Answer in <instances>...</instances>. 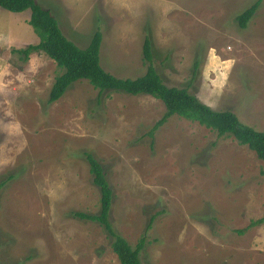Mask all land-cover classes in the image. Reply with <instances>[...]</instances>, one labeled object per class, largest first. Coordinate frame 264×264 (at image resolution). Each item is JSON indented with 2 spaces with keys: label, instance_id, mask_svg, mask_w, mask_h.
I'll use <instances>...</instances> for the list:
<instances>
[{
  "label": "rangeland",
  "instance_id": "rangeland-1",
  "mask_svg": "<svg viewBox=\"0 0 264 264\" xmlns=\"http://www.w3.org/2000/svg\"><path fill=\"white\" fill-rule=\"evenodd\" d=\"M63 34L86 48L101 31L102 68L120 79L153 63L169 87L188 88L215 111L264 132V0H35ZM31 12L0 8V262L120 264L98 223L100 189L86 154L113 191V230L142 264H264V164L247 146L176 115L150 96L74 83L49 104L62 70L44 54Z\"/></svg>",
  "mask_w": 264,
  "mask_h": 264
},
{
  "label": "trees",
  "instance_id": "trees-1",
  "mask_svg": "<svg viewBox=\"0 0 264 264\" xmlns=\"http://www.w3.org/2000/svg\"><path fill=\"white\" fill-rule=\"evenodd\" d=\"M263 0H257L240 14L236 21L245 29L255 16ZM0 8L12 13L30 11L28 21L39 43L18 50L25 60L31 54H44L56 63L62 73L56 77L48 97V103L58 102L71 85L87 81L100 92L110 91L132 96H150L165 106L163 117L155 124L149 135L162 127L166 121L176 115L182 119L198 123L219 137H232L239 145L247 146L264 164V132L243 124L231 111H215L191 94L188 88L169 87L165 84L153 63L152 43L149 38L143 45V59L147 65L146 73L136 79H120L106 72L100 63V50L103 41L101 31H96L88 47L82 49L70 41L62 32L58 21L49 9H44L35 0H0ZM94 184L100 189V212L98 215L75 213L82 220L98 222L112 239V250L120 264H142L140 255L145 246L142 238L135 248L126 239L117 234L111 225L109 216L112 208L113 191L106 179L101 164L90 154H86ZM6 182L0 183V190ZM264 223V218L252 221L250 227ZM1 264V262H0Z\"/></svg>",
  "mask_w": 264,
  "mask_h": 264
},
{
  "label": "crops",
  "instance_id": "crops-1",
  "mask_svg": "<svg viewBox=\"0 0 264 264\" xmlns=\"http://www.w3.org/2000/svg\"><path fill=\"white\" fill-rule=\"evenodd\" d=\"M165 2V0L163 1V3Z\"/></svg>",
  "mask_w": 264,
  "mask_h": 264
}]
</instances>
